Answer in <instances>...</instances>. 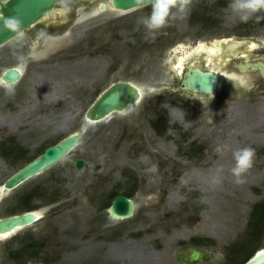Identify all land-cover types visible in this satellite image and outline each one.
Segmentation results:
<instances>
[{"label": "flooded vegetation", "instance_id": "af4514ba", "mask_svg": "<svg viewBox=\"0 0 264 264\" xmlns=\"http://www.w3.org/2000/svg\"><path fill=\"white\" fill-rule=\"evenodd\" d=\"M225 4L222 0L215 1L216 6ZM98 16L94 14L92 0H73L64 8L56 7V13L0 46V159L12 163L23 158L28 163L64 137L72 133L79 136L76 146L67 155L29 179L34 183L19 196L22 210L15 214L35 213L38 220L32 224L43 229L37 235H54L55 240H59L61 235L101 236L100 240H108L110 236L155 235L159 229L170 234L172 228L178 227L175 225L180 226L190 220L191 231L187 237L175 242L178 248L174 256L178 262H195L190 260L191 253L198 251L200 259L203 254V251L188 248L202 244L193 231L199 216L196 199H186L179 211H164L159 219L154 217L159 209L167 208L169 193L181 185L184 175L197 169L214 168L215 161L228 154L217 145L220 135L216 133L221 132L225 139L231 133L232 141L236 131L234 119L226 121L223 129L215 132L213 128L220 125L213 121L219 115L225 116L233 107L232 103L241 96L251 98L253 93H264V35L257 38L220 36L208 43L197 41L193 45L177 46L174 51L162 54L158 62L152 59L155 66L151 71L160 69V73L156 72L149 78L139 63V53L142 49L151 50L153 45L161 42L160 33H146L143 39L134 40L132 45L124 43L120 46L122 40L115 37L111 40L110 29L105 24L102 26L101 44H88L84 31L99 30ZM112 17L104 18L109 20ZM135 30L141 37L145 33L138 27ZM208 50L213 51L212 67L207 65ZM97 56H101L103 61L101 76L96 73V78L87 76L94 65L92 67L86 62L84 65L74 64L77 59ZM10 69L18 70L19 78L6 83L2 76ZM195 69L217 77L213 92L198 93L182 88L181 80ZM77 72L84 78H78ZM123 83L141 94L139 100L122 111L107 114L98 123H86L83 115L97 96ZM87 93H96V97L72 126L45 140L54 132V127L61 126L59 113L69 107L73 109V102H66V96L74 101ZM171 93L182 96L178 107L184 115L180 122L171 120L172 107L167 100L160 98ZM209 96L213 98L209 100ZM17 111L23 120H1L7 113L12 115ZM29 113L32 118L27 120ZM47 113H54V119L41 121L39 117ZM247 123L246 140L241 139L237 150L241 147L255 150L252 166L246 171L249 172L254 168V159L264 157V132L257 130L251 120ZM252 129L257 131L252 132ZM40 139L41 146L31 155L32 144ZM100 140L105 149L102 167L95 166L94 170L77 175L76 171L86 169L85 161L93 157L92 153L98 158L92 149ZM76 159L84 162L82 168L74 166ZM117 196L132 201L133 211L128 218L110 215L108 208ZM263 202L264 199L249 209L248 241L259 234L264 221ZM125 221H129L130 226L149 224L150 227L144 232L132 231V227L124 225ZM256 224L258 229L255 230ZM8 235L1 236L0 240ZM31 235L34 234L28 232L15 242L10 235L6 253L9 264H26L27 258L39 257L46 249L50 238L36 240Z\"/></svg>", "mask_w": 264, "mask_h": 264}, {"label": "rangeland", "instance_id": "374dc122", "mask_svg": "<svg viewBox=\"0 0 264 264\" xmlns=\"http://www.w3.org/2000/svg\"><path fill=\"white\" fill-rule=\"evenodd\" d=\"M70 1L73 0H62L56 7L58 9L64 8ZM92 1L94 14L99 15L100 22L98 31H84V35L87 37L85 42L88 41V44L92 42L101 44L103 40L102 26L105 24L110 29L111 40L113 37L122 40L120 46L124 43L132 45L134 40L143 39L146 33H150L141 22L142 18L151 12L150 4L128 11L110 10L108 13H101L96 6L99 1L104 0ZM215 1L188 0L187 9L184 13L177 12L175 8L171 10L172 13H175V17L170 18L165 27L155 31L160 33L161 42H158L155 46L153 45L151 50L142 49L139 53V63L144 66L146 76L152 78L156 72L160 73V69L151 71L155 66L152 59L158 62L162 54L169 52V50L174 51L177 46L193 45L197 41L208 43V41L220 36L257 38L256 36L262 37L264 35V12L257 13L247 22H240L232 18L229 9L230 0H222L226 3L224 6H216ZM106 16L113 17L105 20L104 17ZM137 27L141 29V32H145L142 37L140 32L135 30ZM134 31H136L135 34H133ZM87 43L84 45H87ZM98 49L100 50L101 47ZM102 61L101 56L91 59L84 57L77 59L74 64L76 66L80 63L84 65L86 62L85 64L88 63L92 67L94 65L93 71L91 70V73L87 76L96 78V73L101 76ZM97 65H100L98 69L96 68ZM76 74L78 78L83 77L79 72ZM95 97L96 93H87L76 97L73 101L71 97L66 96L65 98L64 96L66 102H73L71 105L73 109L70 110L69 107L66 111L59 113V119L62 121L61 126L54 127V132L45 140L56 137L55 135L59 132L68 130ZM160 98L167 100L172 107L171 120L182 121L184 113L178 107L182 103V96L171 93L162 95ZM232 106L225 116L219 115L213 121L220 125L213 128L215 132L222 130L226 121L234 119L236 131L235 134L233 133L232 141L230 140L231 133V136L226 139L224 135L221 137V132L216 133L220 135V141L217 145L221 147L222 152L228 154L216 160V167L214 168L197 169L184 175L181 185L169 193L167 208L159 209L154 217L159 219L164 211H179L186 199L194 197L199 207V216L196 219L195 227H192L193 231L198 234L196 237L201 239L202 244L191 245L188 248L203 251L200 260L186 263L175 260L174 251L178 248L175 242L187 237L189 231H191V221L187 220L180 226L175 225L178 227L172 228L170 234L159 229L155 235H122L117 238H111L110 236L108 240H100L101 236L83 237V235H61L59 240H55L54 235H37L43 229L41 226L32 224L18 229L0 240V264H9L6 253L8 252L7 243L11 238L10 235H13L12 241L15 242L28 232L33 233L34 235H31V237L36 238V240L42 237H46L45 240L50 238V240L48 239L46 249L42 254L36 258H27V261L24 260L26 264H239L243 262L253 251L264 246V221L260 226L259 234L253 235V238L249 241L246 228L251 205L264 199V157H259V160L254 159L253 170L244 172L237 178L231 172L233 167L231 164L235 163L231 153L232 150L236 151L240 147L241 139L246 140L247 135L245 133L249 130L247 122L250 120L253 122V126L258 127L257 130L264 132V93H253L251 98L247 95L241 96L232 103ZM54 117V113H47L41 115L39 119L48 121L54 119ZM1 118V120L7 118L10 121L15 120L18 122L23 120L19 111L12 113V115L7 113L6 117ZM31 118L32 115L27 117V120ZM256 129L251 131L256 132ZM203 131L210 133L211 129H204ZM230 141L231 144L229 145ZM41 142L42 139L32 144L31 155L34 153V149L41 146ZM103 145L104 143L101 140L95 144V148L92 150L97 152L98 158H95V154L92 153L93 157L85 161L86 169L76 171L77 175L88 173L94 170L95 166L102 167L105 153ZM226 147L230 150H227ZM170 148L172 149L171 145ZM228 158H231V161ZM26 162L27 159L23 158L12 161V163L9 160L0 159V184L8 175ZM257 166H263V168L259 169ZM32 183H34L33 179L25 181L14 190L4 193L0 202V218L22 210L21 203L18 202L19 196ZM129 221H125L124 225L129 228L132 227L134 229H131L132 231L144 232L150 227L149 224L130 226ZM256 229H258V224L255 225Z\"/></svg>", "mask_w": 264, "mask_h": 264}, {"label": "water", "instance_id": "95a60500", "mask_svg": "<svg viewBox=\"0 0 264 264\" xmlns=\"http://www.w3.org/2000/svg\"><path fill=\"white\" fill-rule=\"evenodd\" d=\"M62 0H0V46L19 36L22 32L38 24L56 13V5ZM151 0H104L97 3L99 11H128L146 6ZM19 78V71L10 69L2 76L3 81L12 83ZM217 77L210 73H203L198 69L190 71L181 80L183 89L198 93H211L215 90ZM141 94L128 84H121L106 93H100L87 108L83 118L86 123H98L109 113L122 111L128 105L139 100ZM79 141V136L72 133L56 144L47 147L41 154L8 175L0 184V202L5 192L14 190L25 181L42 172L67 155ZM84 162L76 159L74 166L82 168ZM108 211L112 217L128 218L133 211L131 200L117 196L113 199ZM38 220V215L27 211L0 218V236L30 225ZM201 255L193 251L190 260L197 261ZM264 260V247L256 250L253 255L242 264H256ZM264 264V262L260 263Z\"/></svg>", "mask_w": 264, "mask_h": 264}, {"label": "clouds", "instance_id": "9594fccd", "mask_svg": "<svg viewBox=\"0 0 264 264\" xmlns=\"http://www.w3.org/2000/svg\"><path fill=\"white\" fill-rule=\"evenodd\" d=\"M139 3L140 0H137ZM188 0H151V12L142 18V24L150 32H155L167 25L170 18L175 17L172 9L184 13L187 9ZM229 9L234 20L247 22L257 13L264 12V0H230ZM213 97L209 96V100ZM255 150L251 147H244L233 153L235 161L231 172L239 178L244 172L251 168ZM239 182V179H238Z\"/></svg>", "mask_w": 264, "mask_h": 264}, {"label": "bare ground", "instance_id": "6f19581e", "mask_svg": "<svg viewBox=\"0 0 264 264\" xmlns=\"http://www.w3.org/2000/svg\"><path fill=\"white\" fill-rule=\"evenodd\" d=\"M213 43V42H212ZM203 45V44H202ZM198 48V47H197ZM195 49V48H194ZM209 51V53H207V59H208V61H207V65L208 66H210V67H212L213 66V64H212V59H211V55H213V51L212 50H208ZM198 52V51H197ZM179 63H180V61H179ZM181 64V63H180ZM209 67V68H210ZM4 236V235H3ZM1 237V236H0ZM262 262H264V260H262V261H260V262H258V263H256V264H260V263H262Z\"/></svg>", "mask_w": 264, "mask_h": 264}, {"label": "trees", "instance_id": "16d2710c", "mask_svg": "<svg viewBox=\"0 0 264 264\" xmlns=\"http://www.w3.org/2000/svg\"><path fill=\"white\" fill-rule=\"evenodd\" d=\"M262 206H263V208H264V202L262 203Z\"/></svg>", "mask_w": 264, "mask_h": 264}, {"label": "snow or ice", "instance_id": "6c2138e0", "mask_svg": "<svg viewBox=\"0 0 264 264\" xmlns=\"http://www.w3.org/2000/svg\"><path fill=\"white\" fill-rule=\"evenodd\" d=\"M201 47H204L203 45H201Z\"/></svg>", "mask_w": 264, "mask_h": 264}]
</instances>
